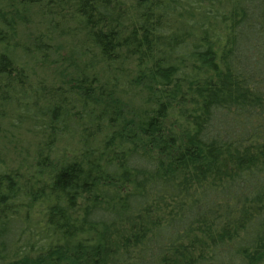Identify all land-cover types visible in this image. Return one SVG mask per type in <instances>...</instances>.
<instances>
[{
	"label": "trees",
	"instance_id": "1",
	"mask_svg": "<svg viewBox=\"0 0 264 264\" xmlns=\"http://www.w3.org/2000/svg\"><path fill=\"white\" fill-rule=\"evenodd\" d=\"M264 0H0V264H261Z\"/></svg>",
	"mask_w": 264,
	"mask_h": 264
},
{
	"label": "rangeland",
	"instance_id": "2",
	"mask_svg": "<svg viewBox=\"0 0 264 264\" xmlns=\"http://www.w3.org/2000/svg\"><path fill=\"white\" fill-rule=\"evenodd\" d=\"M261 264H264V259H263V262Z\"/></svg>",
	"mask_w": 264,
	"mask_h": 264
}]
</instances>
